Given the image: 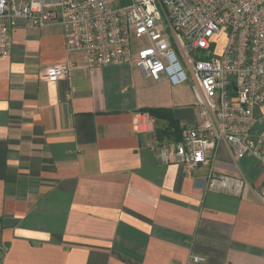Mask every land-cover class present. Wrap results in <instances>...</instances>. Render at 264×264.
Listing matches in <instances>:
<instances>
[{"label":"crops","instance_id":"obj_1","mask_svg":"<svg viewBox=\"0 0 264 264\" xmlns=\"http://www.w3.org/2000/svg\"><path fill=\"white\" fill-rule=\"evenodd\" d=\"M55 64L69 75L48 80ZM139 73L89 66L57 22L16 20L0 55V264H264V164L220 144L215 170L245 180L228 189L209 165L161 163L168 122L144 107L172 108L182 136L199 108L143 103Z\"/></svg>","mask_w":264,"mask_h":264},{"label":"built area","instance_id":"obj_2","mask_svg":"<svg viewBox=\"0 0 264 264\" xmlns=\"http://www.w3.org/2000/svg\"><path fill=\"white\" fill-rule=\"evenodd\" d=\"M18 18L35 27L59 23L66 49L80 52L89 66L134 64L173 86L192 79L198 120L181 140L153 146L161 163L209 165L210 185L228 189L245 180L215 170L220 144L238 159L253 155L264 164V118L257 115L264 105V0H0V55L10 52ZM224 32L223 48L214 51ZM70 70L55 64L46 78L56 81ZM258 122L263 128L253 135ZM205 261L200 254L190 258V264Z\"/></svg>","mask_w":264,"mask_h":264},{"label":"rangeland","instance_id":"obj_3","mask_svg":"<svg viewBox=\"0 0 264 264\" xmlns=\"http://www.w3.org/2000/svg\"><path fill=\"white\" fill-rule=\"evenodd\" d=\"M128 0H122L125 3ZM227 33L224 32L221 37L217 36L215 39H218L216 46H214V51L216 49H222L226 40ZM143 40L135 41V48H138ZM134 86L142 97L143 103L146 104H194L196 103L195 93L192 88V79L187 80L184 84L173 86L168 83L166 80L155 81L150 78L143 77L142 75L137 74L134 76Z\"/></svg>","mask_w":264,"mask_h":264},{"label":"trees","instance_id":"obj_4","mask_svg":"<svg viewBox=\"0 0 264 264\" xmlns=\"http://www.w3.org/2000/svg\"><path fill=\"white\" fill-rule=\"evenodd\" d=\"M144 110L148 111L150 114L158 117L159 119H164L168 122V125L159 130L158 135L170 137L173 140L182 139V128L179 125V120L174 116L173 110L170 107H144Z\"/></svg>","mask_w":264,"mask_h":264}]
</instances>
